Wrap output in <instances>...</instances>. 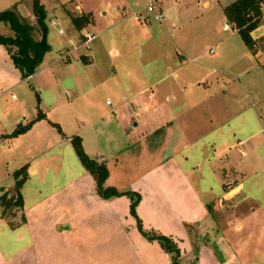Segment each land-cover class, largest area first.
I'll list each match as a JSON object with an SVG mask.
<instances>
[{
	"label": "crops",
	"instance_id": "crops-1",
	"mask_svg": "<svg viewBox=\"0 0 264 264\" xmlns=\"http://www.w3.org/2000/svg\"><path fill=\"white\" fill-rule=\"evenodd\" d=\"M22 1L0 0V7L7 5L0 12L15 6L19 9ZM183 1L176 15L183 19L175 18L173 27L176 52L164 64V78L185 81L198 89L196 93L184 91L182 112L159 130L150 129L135 140L129 137L125 148L114 154H97L95 158L105 161L109 169L106 185L125 195L102 197L93 175L80 161L72 137L59 140L71 142L73 150L66 147L65 151L73 164L65 162L63 178L56 168L51 169L50 186L35 183L37 172L33 174L29 167L30 177L23 187L24 209L15 218L19 226L13 229L0 212V246L8 247H0V264H35L39 245L32 211L48 206L65 214L56 224L65 223L56 230L65 241L61 252L65 258L51 264H173L161 243L149 240L138 228L131 211L137 195L136 212L143 227L173 239L180 248V259L193 264L264 262V21L252 31L255 44L250 48L225 14V7L236 0ZM76 8L84 13L81 4ZM126 9L123 16H127ZM222 25L220 36L217 30ZM162 26L168 28L165 22ZM70 39L65 35V43ZM80 46L65 51L73 53ZM200 79L207 81L203 89ZM193 111H200L202 117ZM184 115L189 116L182 119ZM204 135L209 143L208 165L221 195L192 179L190 156L185 152L195 151L198 146L192 139L200 141ZM133 149L138 157L129 158ZM56 158L54 154L52 159ZM201 167L202 163L193 169L201 173ZM38 168L46 173L44 167ZM235 174L238 179L232 176ZM3 189L8 190L2 187L1 194ZM227 204L230 208H225ZM212 205L224 212L225 224L219 226L213 220ZM238 213L239 217H232ZM36 233L43 239L45 232Z\"/></svg>",
	"mask_w": 264,
	"mask_h": 264
},
{
	"label": "rangeland",
	"instance_id": "rangeland-1",
	"mask_svg": "<svg viewBox=\"0 0 264 264\" xmlns=\"http://www.w3.org/2000/svg\"><path fill=\"white\" fill-rule=\"evenodd\" d=\"M41 1L48 13L51 51L46 54L32 79L23 77L6 47L0 45V125L5 135L0 140V189L13 188L14 172L25 165L32 167L33 174L37 172L34 181L42 186L46 183L45 186H50L48 182L54 174L51 169L56 168L59 171L57 175L62 174L63 178L65 162L73 164L65 151L66 147L73 150L71 142H59L65 136H79L85 151L94 158L97 154L119 152L128 144L129 137L135 140L138 134L150 129L155 132L163 124L173 121L175 114L182 112L180 100L186 96L184 91L188 89L189 95L198 90L188 87L185 81L178 83L174 77L164 78V64L166 60L173 59L176 52L173 27L175 18L183 19L176 17L182 10L179 2L183 4V0H163L166 18L162 22L144 18L147 16V0ZM32 4V0H23L19 7L23 17L31 22L35 20ZM77 4L82 5V14L93 16L87 28L95 33V39L79 47L70 57H64L67 54L65 50L75 49L83 42V32H77L72 22L73 16L81 15ZM125 6L127 16L122 13ZM139 10H143L145 15L141 20L134 17ZM51 17L65 21V34L61 35L58 28L49 22ZM164 22L168 25L167 29L162 26ZM222 27L217 30L220 36ZM0 34L11 35L10 28L1 22ZM65 35H70L74 41L70 39L65 43ZM198 82L202 89L207 83L201 79ZM172 96L176 98L174 101ZM40 112L45 113L44 118L33 122ZM188 116L184 115L182 119ZM195 116L202 117L200 111L195 112ZM32 122L34 127H30L29 131L12 135L19 127ZM135 123L140 124L138 128ZM131 128L135 131L132 132ZM207 139L205 135L200 141L192 139L198 147L192 153H185L190 156L188 160L195 183L201 188L213 187L221 195L219 182L208 165L210 153ZM51 146L52 150L48 149ZM132 152L129 158L131 155L138 157L136 150ZM54 154H57L55 160L52 159ZM73 155L80 165L77 155L74 152ZM200 163L201 173H196L193 167ZM40 166L46 170L45 174L38 168ZM232 176L238 179V175ZM227 206L231 205L227 204L225 208ZM48 207L32 211V226L39 245L35 264L61 263L65 258L61 254L65 247L64 238L56 233L65 224L56 225L65 219V214ZM210 211L219 226L225 224L224 212L218 206L212 205ZM239 215L233 214L232 217ZM36 231L45 232L43 239ZM1 246L8 250L7 246ZM179 261L182 264L194 263ZM256 264L264 262L260 259Z\"/></svg>",
	"mask_w": 264,
	"mask_h": 264
},
{
	"label": "trees",
	"instance_id": "trees-1",
	"mask_svg": "<svg viewBox=\"0 0 264 264\" xmlns=\"http://www.w3.org/2000/svg\"><path fill=\"white\" fill-rule=\"evenodd\" d=\"M32 8L35 20L27 21L18 7L7 9L0 12V22L7 25L11 30V35L0 34V45L6 47L8 54L15 66L22 72L24 78L33 76L41 66L46 54L51 51V45L48 41L49 27L47 23L48 13L41 0H32ZM264 0H236L225 7V14L234 30H237L242 36L248 47H254L252 31L263 21L261 17L264 14ZM93 16L82 14L72 17V22L78 31H82L92 23ZM42 112L39 113L34 121L44 118ZM22 126L16 129L12 135L24 133L32 126ZM60 129V127H59ZM61 130V129H60ZM0 139H2L0 137ZM75 151L84 165V167L93 175L98 191L104 198H111L125 195L114 187L106 185L109 177V169L105 161L92 158L84 149L82 139L79 136L71 138ZM15 184L13 188L3 189L0 195V208L2 216L16 229L20 222L15 218L19 212L24 209L23 187L28 181L29 168L27 165L14 172ZM140 201V195L132 204V214L138 220V228L149 239L157 240L171 254L173 264H182L179 259L181 252L178 244L171 238L159 234L154 230L148 231L143 227L142 220L137 215L136 207Z\"/></svg>",
	"mask_w": 264,
	"mask_h": 264
},
{
	"label": "built area",
	"instance_id": "built-area-1",
	"mask_svg": "<svg viewBox=\"0 0 264 264\" xmlns=\"http://www.w3.org/2000/svg\"><path fill=\"white\" fill-rule=\"evenodd\" d=\"M263 7H264V5H263ZM146 11H147L146 17H144L145 15H143L142 11L135 12L134 13L135 19L141 20L144 17L146 20L152 19V20L157 21V22H162V21H164V19L166 17V13H165V10H164L163 5H162V0H147ZM261 19L264 21V14L261 17ZM144 21L145 20H143V22ZM49 22L58 28V32L61 35L65 34V31H66L64 28L65 21L63 19L61 20V19L51 17L49 19ZM228 28H229V25H226L225 29H228ZM81 32H83L82 33L83 34V38H82L83 42H82L81 46L88 45L95 39V33L91 29L85 28ZM76 49H77V47L75 48V50ZM71 55H72V52H67V54H65L64 57H70ZM13 97H15V95H13Z\"/></svg>",
	"mask_w": 264,
	"mask_h": 264
},
{
	"label": "water",
	"instance_id": "water-1",
	"mask_svg": "<svg viewBox=\"0 0 264 264\" xmlns=\"http://www.w3.org/2000/svg\"><path fill=\"white\" fill-rule=\"evenodd\" d=\"M135 125H137V123H135Z\"/></svg>",
	"mask_w": 264,
	"mask_h": 264
}]
</instances>
